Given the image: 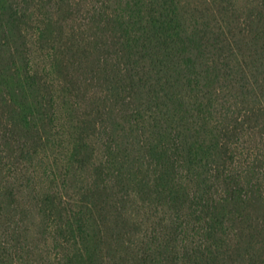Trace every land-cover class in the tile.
<instances>
[{"label":"trees","instance_id":"trees-1","mask_svg":"<svg viewBox=\"0 0 264 264\" xmlns=\"http://www.w3.org/2000/svg\"><path fill=\"white\" fill-rule=\"evenodd\" d=\"M34 8L45 10L37 23ZM30 38L47 45L51 63L43 74L32 66ZM58 77L65 99L78 96L71 85L98 88L99 121L80 127L101 122L112 140L104 143L108 166L97 176L138 194L150 190L155 206L168 209L173 234L151 233L124 261L224 264L231 249L244 264L263 262L264 220L251 212L264 207V160L247 138L264 139V0H248L242 13L225 0H0V103L9 108L7 125L39 133L38 120L53 124L49 81ZM127 100L135 105L121 113ZM116 134L126 137L123 151ZM86 141L74 139L68 166L86 164ZM57 200L62 216L68 210ZM86 200L57 229L75 247L65 264L105 259L106 215ZM45 212L54 227L56 217ZM22 234L19 223L0 233V264H42Z\"/></svg>","mask_w":264,"mask_h":264},{"label":"rangeland","instance_id":"rangeland-1","mask_svg":"<svg viewBox=\"0 0 264 264\" xmlns=\"http://www.w3.org/2000/svg\"><path fill=\"white\" fill-rule=\"evenodd\" d=\"M225 1L231 2L240 13L248 6V0ZM44 13L45 10L34 8L32 21L37 23L43 18ZM32 29H29L31 33ZM28 48L34 71L43 74L42 70L48 69L51 63V58L47 54V45H40L31 39ZM77 75L74 73L72 76L77 77ZM50 81V91L55 96L54 123L46 126L38 120L39 133L13 130L7 125L10 117L9 108L0 103V233L5 230L12 231L19 223L23 233L22 243L29 245L35 251L33 259L39 263L43 258L42 264H65L66 255L74 253L75 247L73 243L63 242L65 236L59 234L57 229L60 224L64 226L68 224V216L72 215V212L77 213L82 204L81 200L87 198V202L90 200L96 205L97 210L103 209L106 215L102 247L105 259L102 264H131L124 261L122 255H125V259H129L132 256V247H143L144 244L141 243L152 239L151 233L163 230L162 232L168 235L173 234H170L173 231L167 220L169 217L164 216V214L169 215L168 209L167 207L158 209L155 206L158 199L149 193L150 190L138 194L130 187L127 188L125 183L112 180L113 178L108 180V177L97 176V169L108 166L107 157L104 155L106 152L104 143L112 140L105 135L104 130L102 132L101 122L98 127L95 126L96 129L90 127L83 130L80 127L85 124L92 125L90 120L93 118L94 121L97 120L98 118L95 117L103 110L98 108L97 104L98 88L90 87L85 83L78 86L70 84L71 91L78 96L72 98L68 93L69 99H65L59 90L61 87L59 77ZM76 87L80 93L76 92ZM134 105L135 103L127 100L126 103L122 102L118 109L123 113V110L129 111ZM81 135L86 138L87 150L90 153L88 161L79 170L77 167L68 166L67 155L74 139ZM39 136L42 140L37 138ZM255 136L247 138L248 145L252 146L254 153L261 154V159L264 160V139ZM124 138L126 137L123 135L115 137L122 151L125 147L122 144ZM113 146L117 149L115 143ZM89 188L93 194L90 198H88ZM129 190L130 194L127 196L126 192ZM58 198H61L64 207L68 210L66 213L63 212L62 216H59L57 209ZM46 200L47 202L44 203ZM52 200L55 201L53 202L55 206ZM67 202L71 204L67 206ZM119 209L123 217L120 221H115ZM257 209L251 212V216L253 219L264 220V207ZM45 210V213H52L56 217L52 228L47 224L51 220L47 218L48 221H45L43 217ZM98 214L100 213L97 212ZM158 223L162 225L158 226ZM182 236L183 234L179 239ZM236 243L237 239H234L230 244L233 246ZM175 244L182 249V242L178 241ZM232 251L230 249L231 256L226 258L227 262L224 264H244L240 254L233 255ZM163 256L169 257V254L163 253ZM260 264H264V260Z\"/></svg>","mask_w":264,"mask_h":264}]
</instances>
